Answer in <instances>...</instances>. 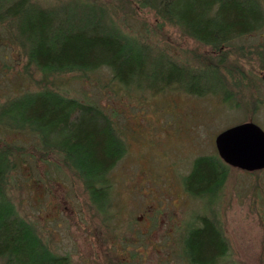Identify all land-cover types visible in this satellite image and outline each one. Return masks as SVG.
I'll use <instances>...</instances> for the list:
<instances>
[{
  "label": "trees",
  "instance_id": "obj_1",
  "mask_svg": "<svg viewBox=\"0 0 264 264\" xmlns=\"http://www.w3.org/2000/svg\"><path fill=\"white\" fill-rule=\"evenodd\" d=\"M84 3L75 12L39 0H0V27L24 58L23 74L38 85L0 100V131L32 135L42 160L55 155V166L78 182L86 210L97 217L108 235L114 231L110 222L117 208L112 174L126 153L115 112L47 87L48 77L66 72L81 77L106 68L126 92L154 95L170 90L198 97L219 94L226 103L243 109L236 94H244L249 88V77L242 66L225 65V61L230 50H238L245 64L252 56L264 68V39L246 47L234 45L236 39L264 30V3L117 0L112 5L115 10L95 2ZM137 8L152 12V22L142 24L145 36H153L168 25L207 47L208 56L192 58L194 64L186 65L147 37H135L121 29L115 11L134 14ZM247 48L250 50L245 51ZM35 73L39 74L37 80ZM260 104L262 100L254 96L251 116L244 121L252 119ZM26 152L23 145L0 139V264H70L68 256L54 253L34 224L19 213L9 193L12 173ZM231 169L216 153L198 155L181 177L184 193L207 202L206 210L193 213V222L175 240L173 251L181 264H225L228 242L211 205ZM263 170L244 172L255 175ZM98 234L107 242L108 236Z\"/></svg>",
  "mask_w": 264,
  "mask_h": 264
},
{
  "label": "rangeland",
  "instance_id": "obj_2",
  "mask_svg": "<svg viewBox=\"0 0 264 264\" xmlns=\"http://www.w3.org/2000/svg\"><path fill=\"white\" fill-rule=\"evenodd\" d=\"M39 1L67 6L75 12L81 10L84 2L107 5L112 10L117 3V0ZM124 12L115 11L121 29L135 37L145 36L142 24L152 22V12L146 8H137L134 14L130 10ZM145 37L186 65L194 64L192 58L201 59L209 53L207 47L168 25ZM262 39L264 30L238 38L234 45L246 47ZM229 52L225 65L242 66L250 80L244 94H236L243 109L226 103L219 94L198 97L170 90L154 95L126 92L111 79L106 68L81 77L71 72L48 77L47 87L115 112L126 153L112 174L113 200L118 210L114 208L110 222L114 231L108 235L97 217L86 210L78 182L55 166L58 162L55 155L42 160L32 135L0 131L1 140L26 147L27 156L12 173L9 193L19 213L34 224L54 253L67 255L70 264H181L173 251L175 240L193 222V213L207 208L205 199H192L183 192L180 183L192 159L216 153L215 134L251 116L254 96L262 104L249 121L264 131V68L252 56L246 58L251 60L245 64L238 50ZM23 63L18 46L0 27V100L38 87L23 74ZM33 76L34 80L39 78L38 73ZM263 192L264 170L251 175L234 168L212 202L211 208L220 219L228 242L225 264H264ZM97 225L99 228L94 229ZM98 233L108 236L107 242L101 241Z\"/></svg>",
  "mask_w": 264,
  "mask_h": 264
},
{
  "label": "water",
  "instance_id": "obj_3",
  "mask_svg": "<svg viewBox=\"0 0 264 264\" xmlns=\"http://www.w3.org/2000/svg\"><path fill=\"white\" fill-rule=\"evenodd\" d=\"M213 145L218 158L232 168L247 172L264 169V131L252 121L219 131Z\"/></svg>",
  "mask_w": 264,
  "mask_h": 264
}]
</instances>
